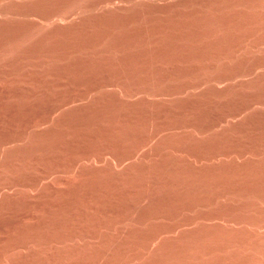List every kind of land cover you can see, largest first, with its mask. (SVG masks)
I'll use <instances>...</instances> for the list:
<instances>
[{
  "label": "rangeland",
  "instance_id": "1",
  "mask_svg": "<svg viewBox=\"0 0 264 264\" xmlns=\"http://www.w3.org/2000/svg\"><path fill=\"white\" fill-rule=\"evenodd\" d=\"M0 264H264V0H0Z\"/></svg>",
  "mask_w": 264,
  "mask_h": 264
}]
</instances>
